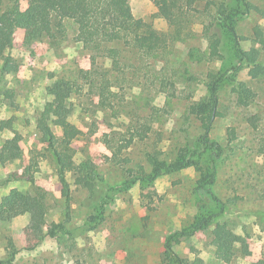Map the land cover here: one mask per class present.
<instances>
[{"label":"rangeland","instance_id":"1","mask_svg":"<svg viewBox=\"0 0 264 264\" xmlns=\"http://www.w3.org/2000/svg\"><path fill=\"white\" fill-rule=\"evenodd\" d=\"M244 1L256 9L239 13L235 27L243 47L258 49L264 63V0ZM222 3L244 12L241 0H184L182 11L129 0L116 21L125 38L98 46L77 41L72 21L62 31L50 27L32 44L24 42L23 30L15 32L14 46L0 54V150L8 139L18 142L28 163L39 160V172L36 185H0V204L15 194L38 195L45 226L36 230L28 214L0 222V264H164L171 254L167 245L188 264H264V77L233 70V42L212 26ZM27 6L28 0H0V14L13 7L19 21ZM212 35L221 41L222 61L210 58ZM7 61L16 69L3 71ZM210 70L230 71L258 95L243 108L234 83L221 85V116L209 135L225 148L214 164L218 201L198 191L201 176L194 167L174 173L159 168L153 181L139 179L126 189L141 166L153 174L148 154L169 163L183 148L202 152L196 114L208 95ZM61 80L73 88L57 94ZM57 107L83 132L72 144L79 170L69 172L66 183L37 129L44 119L62 134L46 110ZM251 114L261 118L258 133L247 123ZM231 128L237 135L232 142ZM200 163L207 165L206 155ZM23 167L21 161L0 162V179ZM92 168L103 178L94 195L82 176ZM101 200L105 211L96 220ZM205 217L202 229L186 234ZM54 227L57 237H47ZM224 229L239 239L230 263L217 253L215 240Z\"/></svg>","mask_w":264,"mask_h":264},{"label":"trees","instance_id":"2","mask_svg":"<svg viewBox=\"0 0 264 264\" xmlns=\"http://www.w3.org/2000/svg\"><path fill=\"white\" fill-rule=\"evenodd\" d=\"M129 0H28V6L22 13L19 21L13 17L14 9L9 7L0 14V54L7 49H11L15 44V32L18 29L24 31V42L32 44L43 37L50 27H56L59 31L64 30L65 22L72 21L78 26L77 41L85 44L100 45L102 42H113L125 38V34L116 26V21L123 12ZM161 9H173L182 11L185 9L184 0H153ZM244 12L239 9L229 8L222 3L218 6L212 26H219L224 30L233 42L235 66L233 70H248L251 79L257 80L264 77V63L261 60V53L258 49H245L242 45L243 37L239 36L235 27L236 16L248 13L256 9L254 5L241 0ZM211 28V27H210ZM209 28V31H210ZM210 58L215 61H222L221 41L215 35L210 37ZM3 71L10 72L13 68L10 62H6ZM230 71L222 72L210 70L207 75L208 95L201 100L197 106V119L200 122L202 135L199 137V145L202 152L196 154L189 148L181 149L178 157L167 163L161 161L156 154H148V161L153 165V174H147L141 166L138 170V176L129 181L126 189L137 180H150L156 178V172L163 168L166 173L179 172L189 167H194L200 172L197 189L201 194L218 201L212 186L215 182V160L222 157L225 148L219 143L212 141L209 135L214 126V122L221 116L220 113V88L223 82L230 80L234 83L233 91L236 96V104L243 108H248L256 102L257 92L247 83L236 81ZM57 94L64 90L73 88V84L68 81H57L55 83ZM54 116V123L62 130L61 135H57L48 122L44 119L37 121L39 140L56 158L58 173L63 183H66V175L69 172L79 170L75 163V153L73 142L77 140L83 132L74 124L64 119V108L46 109ZM249 127L254 132H260L261 118L258 114H251L247 118ZM6 124V123H5ZM234 128L229 130V141L236 139ZM264 143V139L262 141ZM196 155H199L198 157ZM206 155L207 165L200 163V158ZM197 157V159H194ZM21 161L24 165L23 171H13L7 177L0 179V185H5L11 181H27L36 185L35 174L39 172V160L32 158L29 163L26 160L24 150L18 142L6 140L0 150V162L3 164ZM87 181L90 191L94 194L98 182L103 178L92 168L82 174ZM104 202L99 203L98 217L96 220H102L105 211ZM28 214L32 227L39 232H43L45 226V214L40 206L38 195L15 194L6 197L0 204V222L10 221L17 216ZM209 218H199L193 224L191 231L186 234H193L203 228ZM64 228V225H61ZM47 237L56 238V227L48 230ZM239 240L233 233L224 229L222 234L215 240L218 254L230 263L232 261V249L235 241ZM242 247L247 255H250L249 246L246 240H241ZM170 256L164 264H188L184 259L177 257L167 245ZM2 261H0L1 263Z\"/></svg>","mask_w":264,"mask_h":264}]
</instances>
